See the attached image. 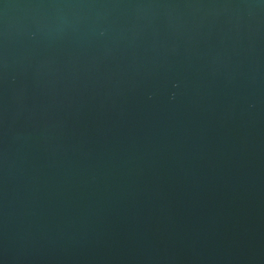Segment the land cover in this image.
Returning <instances> with one entry per match:
<instances>
[{
  "label": "water",
  "instance_id": "1",
  "mask_svg": "<svg viewBox=\"0 0 264 264\" xmlns=\"http://www.w3.org/2000/svg\"><path fill=\"white\" fill-rule=\"evenodd\" d=\"M0 264H264V0H2Z\"/></svg>",
  "mask_w": 264,
  "mask_h": 264
},
{
  "label": "snow or ice",
  "instance_id": "2",
  "mask_svg": "<svg viewBox=\"0 0 264 264\" xmlns=\"http://www.w3.org/2000/svg\"><path fill=\"white\" fill-rule=\"evenodd\" d=\"M0 3H2V0H0Z\"/></svg>",
  "mask_w": 264,
  "mask_h": 264
}]
</instances>
